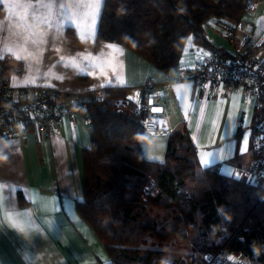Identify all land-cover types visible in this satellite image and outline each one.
Here are the masks:
<instances>
[{
    "label": "crops",
    "instance_id": "1",
    "mask_svg": "<svg viewBox=\"0 0 264 264\" xmlns=\"http://www.w3.org/2000/svg\"><path fill=\"white\" fill-rule=\"evenodd\" d=\"M102 5L103 0H0V82L74 93L78 104L106 86L126 87L134 103L149 81L145 96L156 127L141 137L147 159L162 161L168 134L181 130L196 146L198 169L217 167L230 176L235 166L247 165L260 112L255 101L238 89L212 94L180 79L183 69L211 52L189 35L176 67L164 72L122 44L97 38ZM240 19L244 26L237 36L259 46L264 56V0L253 1ZM225 25L208 21L203 31L229 59ZM90 128L76 115L75 124L63 117L49 134L27 125L19 135L0 137V264L108 263L76 208L84 195Z\"/></svg>",
    "mask_w": 264,
    "mask_h": 264
},
{
    "label": "trees",
    "instance_id": "2",
    "mask_svg": "<svg viewBox=\"0 0 264 264\" xmlns=\"http://www.w3.org/2000/svg\"><path fill=\"white\" fill-rule=\"evenodd\" d=\"M253 1L103 0L96 36L164 72L176 67L189 35L211 57L228 60L208 43L203 26L233 24ZM101 91L102 99L73 105L86 107L92 119L89 125L81 121L91 128L83 150L84 195L76 208L104 247L107 264H163L171 238L196 240L194 250H221L264 264V187L217 167L198 170L196 146L181 130L168 134L162 161L147 159L144 129L126 87ZM149 208L163 211L164 218L150 215Z\"/></svg>",
    "mask_w": 264,
    "mask_h": 264
},
{
    "label": "built area",
    "instance_id": "3",
    "mask_svg": "<svg viewBox=\"0 0 264 264\" xmlns=\"http://www.w3.org/2000/svg\"><path fill=\"white\" fill-rule=\"evenodd\" d=\"M249 2L242 13L246 12ZM244 25L239 19L227 24L222 30L223 37L232 48L231 58L209 57L195 62L180 73V79L193 87L203 85L212 94L219 90L232 92L239 90L243 98L254 100L259 108V119L251 134L249 146L251 158L247 165L235 166L230 177L247 184L264 187V56L260 47L249 39L240 38L236 31ZM143 97L134 102V112L144 130L156 127L155 112L147 102L145 93L151 90L152 83L142 86ZM220 92V91H219ZM95 100L103 98L101 89L93 92ZM66 99L64 105L59 99ZM77 96L74 93H61L58 90L37 86L14 87L6 81L0 82V137L20 134L27 125H33L40 133L49 134L57 121L63 117L75 124L76 115L84 125L92 122L86 107H74ZM193 264H251L250 259L221 250L205 251L198 255Z\"/></svg>",
    "mask_w": 264,
    "mask_h": 264
},
{
    "label": "rangeland",
    "instance_id": "4",
    "mask_svg": "<svg viewBox=\"0 0 264 264\" xmlns=\"http://www.w3.org/2000/svg\"><path fill=\"white\" fill-rule=\"evenodd\" d=\"M139 191L140 189L138 190L136 195L137 197L140 198L141 196H140ZM147 213H150V215L158 214L161 220L165 216V213L163 211H156L154 208H149L147 210ZM171 239H172L171 243L167 247L164 248L165 255L162 259L163 264H175L178 261H181L182 264H192V260L194 256L197 257L203 252L207 251V250L205 251L204 250H194V242L196 240L179 239V238H171ZM250 263L256 264L255 261L251 259H250Z\"/></svg>",
    "mask_w": 264,
    "mask_h": 264
},
{
    "label": "snow or ice",
    "instance_id": "5",
    "mask_svg": "<svg viewBox=\"0 0 264 264\" xmlns=\"http://www.w3.org/2000/svg\"><path fill=\"white\" fill-rule=\"evenodd\" d=\"M203 163H205L207 165L209 163V160H204Z\"/></svg>",
    "mask_w": 264,
    "mask_h": 264
}]
</instances>
